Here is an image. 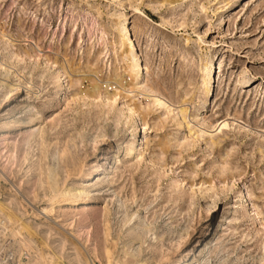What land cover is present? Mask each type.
<instances>
[{
	"label": "rangeland",
	"instance_id": "374dc122",
	"mask_svg": "<svg viewBox=\"0 0 264 264\" xmlns=\"http://www.w3.org/2000/svg\"><path fill=\"white\" fill-rule=\"evenodd\" d=\"M0 204L59 264H264V0H0Z\"/></svg>",
	"mask_w": 264,
	"mask_h": 264
},
{
	"label": "bare ground",
	"instance_id": "6f19581e",
	"mask_svg": "<svg viewBox=\"0 0 264 264\" xmlns=\"http://www.w3.org/2000/svg\"><path fill=\"white\" fill-rule=\"evenodd\" d=\"M217 62H218V60H215V62L211 65V69L209 70L210 73H209V76L207 79V94L208 95H211L213 93V89H214L213 87L215 85V76H216L215 70L217 68L219 69ZM139 69H140V66H139ZM62 88H63L62 92H64L66 90V84H64L62 86ZM157 101L160 104H164L160 99H158ZM68 194H69V196H67V197H71L72 199H74L73 203L77 204L78 203L77 199L80 197V195L81 194L84 195L86 193L84 191L79 192V193H77V192L72 193V192L68 191ZM63 195H65V194H63ZM84 201H83V204H86ZM77 205H79V204H77ZM51 210L44 209V214L51 213L52 212ZM9 226H12V227L9 228ZM28 228L30 229V227H28L27 224L23 223L20 220V218H18L14 213L9 211L8 208L4 204H0V244H1L0 248H2V250L6 249V248L13 249L15 252L16 258L19 260V264H59L57 261H55V259L53 257L45 254L43 252V250L40 247H38V245L34 244L32 242L31 237L29 238L28 236H24V231H26ZM10 233H11V235H10ZM29 235L32 237H35V234L31 231H29ZM16 242H18L20 244L23 251L22 250L20 251L18 249V247L16 246ZM199 244H200V241L198 242V245ZM23 252H26L29 256L28 260H26V261H21V254ZM108 255H110V254H108ZM192 256H193V249L190 248L186 252L184 257L179 258L176 261V264H180L181 262L190 261L192 259ZM89 263L92 264V262H89Z\"/></svg>",
	"mask_w": 264,
	"mask_h": 264
},
{
	"label": "built area",
	"instance_id": "2783aa9c",
	"mask_svg": "<svg viewBox=\"0 0 264 264\" xmlns=\"http://www.w3.org/2000/svg\"><path fill=\"white\" fill-rule=\"evenodd\" d=\"M0 247H1V244H0ZM23 253L26 254L27 257L25 259L28 260L29 258L28 254L26 252H23ZM0 264H19V260L16 258L15 252L13 249L6 248L2 250V248H0Z\"/></svg>",
	"mask_w": 264,
	"mask_h": 264
}]
</instances>
